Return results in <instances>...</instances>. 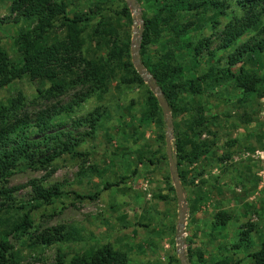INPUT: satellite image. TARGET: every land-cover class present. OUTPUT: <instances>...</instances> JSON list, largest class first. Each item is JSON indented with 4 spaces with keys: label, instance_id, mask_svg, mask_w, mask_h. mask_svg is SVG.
I'll return each mask as SVG.
<instances>
[{
    "label": "rangeland",
    "instance_id": "374dc122",
    "mask_svg": "<svg viewBox=\"0 0 264 264\" xmlns=\"http://www.w3.org/2000/svg\"><path fill=\"white\" fill-rule=\"evenodd\" d=\"M12 1H0V50H5L12 61L18 63L16 37L19 26L9 18ZM62 1L70 16L74 13H101L89 22L83 33L86 57H107V45L103 40L98 45L93 34L98 23L103 21L106 22L100 27L103 34L114 28L119 36L131 37L132 62L133 39L140 40L141 23L136 19L137 28L134 29L133 13L126 0ZM136 2L141 4H138L141 16L147 11L148 16L152 15L151 6L155 0ZM124 4L129 9L131 19L122 13ZM190 21L195 25L182 39L198 43L209 37L212 38L211 50H216L219 39L215 35L223 29L226 18L211 13L183 14L182 22L186 24ZM213 22H218L215 25L217 29L213 27ZM256 31L245 35L239 44L247 42ZM55 32L58 36L63 35L60 28ZM175 41L177 39L172 34L165 32L161 35L160 45ZM233 51L234 47L225 52L217 51L215 57L204 53L198 61L185 51H181L180 56L187 75L203 74L211 67H226L225 58ZM243 62L246 70L256 73L259 78L264 77V51L246 55ZM241 65L232 67L235 74L239 73ZM123 74L119 69L107 93L100 97L91 96L69 116L62 113L59 119L63 125L54 127V130L74 134L86 132L88 127L76 129L74 123L90 113L102 114L97 130L78 148V151L87 154L86 160L64 155L55 162L56 169L50 175L49 170L22 167L10 176L8 187L20 188L13 194L18 203L31 200L33 192L28 182L32 180L42 181L46 187L62 184L67 195L52 205L33 211V230L69 225L80 229L82 236V241L47 247H31L28 236L11 239L14 250L21 258L20 264H54L57 254L69 260L89 248L107 243L125 252L129 264H181L177 251L178 203L166 159V120L162 112L163 122H139L147 90L145 85L121 84L119 78ZM48 87L49 83L44 80L31 81L28 77L15 80L0 88V103H6L9 98L22 93L25 101L21 112L33 121L47 107L56 106L58 109L71 104L74 91L78 90L76 88L48 102L37 95L38 89ZM183 99L204 108L208 121L202 139L211 143V149L199 161L193 164L185 162L180 166L189 173V181L195 177L193 184L182 186L186 204L182 252L188 263L187 249L190 247L202 255L204 264L223 257L232 264H254L249 254L259 250L264 242V89L261 96L245 99L232 83H227L214 87L201 97L183 95ZM190 113L173 117L170 112L171 143L176 156L175 139L182 131L184 122L190 119ZM38 137L39 134L33 136ZM227 152L230 153L229 157L226 156ZM142 157L151 159L153 163L140 161ZM122 177L127 178L124 183L103 189L106 183H115ZM74 194L94 195L95 198L80 200ZM219 212L230 217L224 226L214 224ZM248 228H253L252 246L233 249L239 233ZM196 256L192 262L197 263Z\"/></svg>",
    "mask_w": 264,
    "mask_h": 264
},
{
    "label": "trees",
    "instance_id": "16d2710c",
    "mask_svg": "<svg viewBox=\"0 0 264 264\" xmlns=\"http://www.w3.org/2000/svg\"><path fill=\"white\" fill-rule=\"evenodd\" d=\"M1 1V0H0ZM139 5L140 2H138ZM152 15L142 13L143 29L139 34V55L143 67L153 76L173 117L190 113V119L184 122L182 131L177 134V172L182 186L193 184L189 181V173L180 168L183 163L193 164L205 157L211 149V143L202 139L206 129L205 110L198 104L194 106L183 95L201 97L214 87L232 83L244 98L261 96L264 89V77L249 72L243 66L248 54H259L264 51V0H155L151 6ZM125 17L131 19L129 9L124 4ZM214 14L225 17L227 22L215 37L219 39L216 50H211L212 38H204L198 43L183 40V36L195 25L193 21L183 23V14ZM101 13H74L69 15L66 4L62 0H13L9 8V18L19 26L16 37L20 61L15 63L5 50H0V88H4L15 80L28 77L31 81L44 80L49 83L47 89H38L37 95L45 101L58 99L60 96L74 91L71 104L57 109L47 107L40 111L35 120H30L21 112L25 97L22 93L0 103V264H20L21 258L14 250L11 239H22L28 236L31 247H47L53 244H64L82 241L81 230L69 225H59L39 231L34 228L33 211L52 205L62 196L67 195L63 185L56 183L46 187L42 181L32 180L29 183L33 196L30 201L18 203L13 194L19 187H8L10 176L19 168L49 170L55 169V162L64 155L72 159H87V154L78 151L81 144L91 137L99 127L102 114L90 113L74 123L76 129L88 127V131L77 134L71 131L54 130L61 124L62 113L69 114L80 107L91 96H102L107 93L111 81L117 77L121 69V84L145 85L147 97L141 110L139 122L149 124L154 120L162 121V109L157 98L150 91L149 84L136 72L130 57V36H119L116 29L111 28L103 34L100 21L93 34L97 44L102 40L108 47L107 57L88 58L83 52L85 32L89 22ZM103 19V16L100 17ZM7 21V18H5ZM218 22H213V27ZM63 30L58 36L55 29ZM217 29V28H216ZM256 34L248 41H239L253 30ZM172 34L177 41L173 44L160 45L163 33ZM215 38V39H216ZM161 46V48H158ZM234 51L226 58V67L209 68L203 74L187 75L180 52L198 61L204 53L215 57L217 51ZM160 49V50H159ZM242 63L239 73L232 67ZM244 100V99H243ZM52 130V131H51ZM39 134L38 138L33 136ZM227 152L226 156L229 157ZM167 159V158H166ZM153 163L151 159L142 157L140 161ZM135 170L133 174H135ZM199 176L201 174H198ZM126 177L115 183H106L104 190L119 186ZM170 191L173 188L169 185ZM76 199H94V195L74 194ZM194 210V206L192 207ZM229 215L219 212L215 217V226H224ZM253 228L243 229L238 241L232 246L240 249L250 248L253 244L251 233ZM197 255V256H196ZM197 257V263L192 262ZM249 257L254 264H264V242L259 250L251 252ZM187 258L190 264H204L202 255L188 247ZM54 264H129L125 252L104 244L97 248H89L69 260L57 254ZM210 264H232L228 258H220Z\"/></svg>",
    "mask_w": 264,
    "mask_h": 264
},
{
    "label": "water",
    "instance_id": "95a60500",
    "mask_svg": "<svg viewBox=\"0 0 264 264\" xmlns=\"http://www.w3.org/2000/svg\"><path fill=\"white\" fill-rule=\"evenodd\" d=\"M126 3L130 6L131 11L133 13V22H134V29L137 28L136 26V19L140 21L139 26V34H141L143 25H142V16L138 12V4L136 0H126ZM134 37V36H133ZM140 38V37H139ZM139 40L134 37L133 39V48H132V64L138 73V75L150 86L151 91L154 93L155 97L157 98L158 104L162 109L163 117L166 120V129L167 134L165 136L166 141V155L169 163L170 174L173 180L174 189L176 192V198L178 203V231H177V251L178 257L181 264H189L182 252L183 247V228L185 225V213H186V204H185V195L183 192V188L178 176L177 172V156L173 152V145L171 143V136H172V121L170 116V111L167 102L164 99L163 93L161 92L159 86L157 85L153 76L143 67L140 55H139Z\"/></svg>",
    "mask_w": 264,
    "mask_h": 264
}]
</instances>
